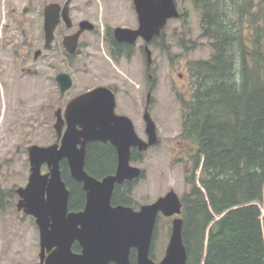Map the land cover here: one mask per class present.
<instances>
[{"label": "rangeland", "instance_id": "1", "mask_svg": "<svg viewBox=\"0 0 264 264\" xmlns=\"http://www.w3.org/2000/svg\"><path fill=\"white\" fill-rule=\"evenodd\" d=\"M53 2L64 4L66 0H0V188L10 193L28 183V148L56 143L55 111L59 107L64 109L70 100L98 85L116 87V113L128 116L137 134L147 140L143 115L148 85L145 84V60L140 52L142 42L138 41L133 59L116 63L110 59L106 33L107 29L116 27H138L133 1L73 0L74 25L90 20L96 25V32L85 35L80 53L67 62L62 39L70 32L62 26L51 49L35 61L34 53L44 50V8ZM176 2L180 14L186 13V18L169 21L163 41L150 45L154 87L149 113L157 127L159 142L144 152L140 160L132 162L144 172L133 193L137 209L154 203L171 190L179 197L188 190L189 173L185 161L180 163L178 150L182 147L193 152L191 145L179 139L183 103L192 94L189 64L209 60L212 51L208 40L200 37L199 12L188 1ZM28 66H37L39 77L20 80L19 76H25L22 68ZM60 72L69 73L73 78V87L63 99L59 98L58 89L54 91L52 83L54 75ZM187 151L183 158L188 160ZM47 172L44 166L42 173ZM17 199L7 197L5 208L0 210V264H36L39 259L37 255L32 256L34 249L27 244L29 238L25 234L18 237L19 220L26 218L17 213ZM172 220L160 217L157 222L152 247L155 262L164 257ZM4 241H10L8 249Z\"/></svg>", "mask_w": 264, "mask_h": 264}, {"label": "trees", "instance_id": "2", "mask_svg": "<svg viewBox=\"0 0 264 264\" xmlns=\"http://www.w3.org/2000/svg\"><path fill=\"white\" fill-rule=\"evenodd\" d=\"M185 1L199 12L200 37L212 51L209 60L189 64L192 94L183 103L179 135L193 147L181 197L187 264H264V0ZM109 37L113 57L134 53V46L122 48ZM163 38L164 30L152 45ZM116 163L110 144L89 143L90 174L113 173ZM61 170L70 209H82L81 183L71 178L66 162ZM136 183L117 185L112 204L135 207ZM7 197L0 188V210Z\"/></svg>", "mask_w": 264, "mask_h": 264}, {"label": "water", "instance_id": "3", "mask_svg": "<svg viewBox=\"0 0 264 264\" xmlns=\"http://www.w3.org/2000/svg\"><path fill=\"white\" fill-rule=\"evenodd\" d=\"M67 0L62 8L50 3L44 8L45 43L49 46L61 21L72 27ZM138 16V27H116L114 38L119 43L134 45L138 39L145 42L148 69L153 57L150 44L161 36L168 22L180 17L176 0H132ZM78 32L63 38V47L70 55L76 53L79 38L95 26L84 20ZM42 52L37 50L35 57ZM61 96L73 86L68 73L56 77ZM152 93L147 95L144 110L145 133L143 140L136 132L133 121L116 113V95L108 87L100 86L85 92L68 103L64 113H55L54 129L58 142L47 147L32 145L28 148L30 175L26 187L16 190L20 196L18 211L33 216L40 229L43 258L45 249H56L47 257L46 264H131L130 253L137 250L136 264H187L183 240V203L179 195L169 191L154 203L139 210L111 204L114 189L124 182L141 178L142 170L131 164L132 148L146 152L159 141L157 127L149 107ZM67 122V129L63 126ZM94 141L110 143L117 152L115 174L98 180L85 169L87 145ZM66 160L71 177L83 185L86 205L79 212L69 211L70 191L63 180L61 162ZM46 166L48 172L42 173ZM173 218L170 239L160 262L151 258L158 217ZM78 241L81 255L72 252Z\"/></svg>", "mask_w": 264, "mask_h": 264}, {"label": "flooded vegetation", "instance_id": "4", "mask_svg": "<svg viewBox=\"0 0 264 264\" xmlns=\"http://www.w3.org/2000/svg\"><path fill=\"white\" fill-rule=\"evenodd\" d=\"M67 1V0H66ZM53 3H58V2H53ZM66 3V2H65ZM65 3L64 4H61V3H59V4H61V6H62V8L64 7V5H65ZM136 12V11H135ZM70 17H71V6H70ZM72 19V18H71ZM137 20H138V16H137ZM82 21H84V20H82ZM82 21H80V22H82ZM87 21H89V22H91L94 26H95V29L94 30H92V31H89V30H86V31H84L82 34H81V36H80V38H79V45H78V48H77V51H76V53L75 54H73V55H70V54H68L67 52H66V50L64 49V47H63V54L65 55V57H66V61L67 62H71L75 57H77V55L80 53V51H81V47H82V42H83V40H84V38H85V35H87V34H91V33H95L96 32V30H97V28H96V25L94 24V22H92V21H90V20H87ZM80 22L77 24V26H75L74 25V22H73V20H72V27H68L67 26V24H66V22L65 21H63V19H61V21H60V23H59V25H58V27H57V29H56V31H55V35H56V32L58 31V29L60 28V27H62V26H64L65 27V29L68 31V32H70V33H68V34H66L65 36H67V35H72V34H74V33H76V32H78L79 31V29H80ZM115 29V28H114ZM114 29H107L106 30V33H107V40L110 38L109 37V34H111L112 35V37L114 38ZM43 32H44V50H40V49H38V50H40L42 53L40 54V56L39 57H35V53H34V59H35V61L37 60V59H39L40 57H43L44 56V53L46 52V51H49L50 49H51V46H52V43L54 42H52L49 46H47L46 45V43H45V31H44V24H43ZM64 36V37H65ZM63 37V38H64ZM54 40H55V38H54ZM114 40L116 41V39L114 38ZM138 41H141L142 42V44H141V46H140V52H141V54L143 55V58H144V60H145V65H146V71H145V84H146V86L148 85V93H152V91H153V87H154V81H153V76H152V73H151V68H150V70L148 69V66H147V62H146V55H145V42L143 41V39H138ZM138 41H137V43H138ZM117 42V41H116ZM119 45H122V48H127V45L128 46H130L129 44H126V43H119V42H117ZM137 43L136 44H134V45H131V46H134L135 48H134V53L132 54V55H127L126 54V52L125 51H122L121 53H119V55L117 56V57H113L112 56V52H111V48L109 47V56H110V59L113 61V62H116V63H118V62H121V61H130L131 59H133L132 57H133V55L135 54V50H136V45H137ZM152 44V43H151ZM150 44V45H151ZM62 46H63V39H62ZM125 50V49H124ZM29 64H30V62H29ZM22 73L25 75V76H19V79L21 80H23V79H25V78H29V79H31V78H33V77H36V76H38L39 77V71H38V67L37 66H34V67H31V66H28V67H25V68H22ZM60 73H62V72H60ZM63 73H66V72H63ZM59 74V73H58ZM58 74H55L54 75V77H53V79H52V83H53V87H54V91H56V89H58V91H59V98L60 99H63L64 97H65V95L67 94V92L69 91H67L63 96H61V94H60V90H59V87H58V83H57V80H56V77H57V75ZM69 74V73H68ZM72 77V76H71ZM72 80H73V78H72ZM2 84L0 83V86H1ZM4 85V84H3ZM100 86H104V87H108V88H110L114 93H115V95H116V103H117V90H116V87H114L113 85H98V86H96V87H94V88H97V87H100ZM73 87V86H72ZM94 88H92V89H94ZM92 89H90V90H92ZM71 90V89H70ZM90 90H87L86 92H88V91H90ZM148 93H147V95H148ZM83 94V93H82ZM79 95H81V94H79ZM78 95V96H79ZM77 97V96H76ZM152 100V99H151ZM70 102V101H69ZM68 102V103H69ZM152 102V101H151ZM68 103L65 105V107H64V109L62 108V107H59L58 109H61L62 110V112L64 113V110L66 109V107H67V105H68ZM146 104H147V100H146ZM116 108H117V105H116ZM146 108V107H145ZM57 109V110H58ZM56 110V111H57ZM145 110V109H144ZM56 111H55V113H56ZM55 113H54V117H55ZM55 124V123H54ZM54 126V125H53ZM67 129V122L64 124V126H63V131H65ZM146 141V140H145ZM56 142H58V139H57V141ZM95 142H100V141H95ZM159 142V141H158ZM101 143H103V142H101ZM104 144H110V143H104ZM158 144V143H157ZM156 144V145H157ZM89 145V144H88ZM88 145H87V147H88ZM111 145V144H110ZM112 146V145H111ZM113 147V146H112ZM154 147V146H153ZM114 148V147H113ZM181 149L180 150H178L179 151V160H181V162L180 163H182V161H185V163H186V165H185V169H186V171L187 172H189V171H191V166H190V162H189V159L187 160V159H185V158H183V153H186V149L185 148H182V147H180ZM114 150H115V153H116V160H117V152H116V149L114 148ZM175 151L177 152V149H175ZM188 152L189 151H187V154H188ZM135 154L136 155V157L138 158V160H140L141 159V157H142V154L144 153V152H139L138 151V149L137 148H132V154ZM132 154H131V164H132V162H135V161H132ZM137 160V161H138ZM63 162H66L67 163V161L66 160H63L62 162H61V166H62V164H63ZM67 165H68V163H67ZM68 168H69V166H68ZM85 169L87 170V166H86V164H85ZM116 169H117V163H116V166H115V169H114V172L113 173H107V174H104V175H101V176H99V177H95L94 175H92V174H90L89 173V171L87 170V172L90 174V175H92V176H94L95 178H97L98 180H102L104 177H106V176H109V175H112V174H115V172H116ZM69 172H70V170H69ZM144 175V172L142 171V175H141V177ZM70 176H71V174H70ZM72 178V177H71ZM73 179V178H72ZM140 179H142V178H140ZM74 180V179H73ZM138 181V180H137ZM66 183V182H65ZM125 183V182H124ZM123 183V184H124ZM82 185V184H81ZM122 185V184H121ZM68 188V187H67ZM82 188H83V185H82ZM116 188V187H115ZM115 190V189H114ZM83 191H84V189H83ZM10 193V192H9ZM84 193H85V191H84ZM114 193V192H113ZM11 194V196H12V198H13V196L14 197H17L18 199H17V203H16V209H17V213H18V215L21 217V218H26V219H20L19 220V223H20V225H19V229H18V233H19V236L18 237H21V235H23V234H25V236L26 237H28L29 238V240H28V246H30V247H32L34 250H33V253H32V256L33 257H35L36 255L38 256V259H39V261L36 263V264H46V259H47V257L56 249V247H53V248H51V249H45V252H44V255H43V258L41 257V255H42V246H41V235H40V229H39V227H38V225H37V223H36V219L33 217V216H31V215H28V214H26L23 210L22 211H18V202H19V200H20V196L16 193V191H15V193L13 192V193H10ZM69 199H70V197H69ZM159 199V198H158ZM111 204H112V201H111ZM85 205H86V193H85V204H84V207L82 208V209H79V210H71L70 209V207H69V211L70 212H79V211H82V210H84V208H85ZM113 205V204H112ZM146 205H148V204H146ZM113 206H117V205H113ZM125 206V205H124ZM141 206H143V205H141ZM140 206V207H141ZM130 207V206H129ZM139 207V208H140ZM133 209H135V210H139V208L137 209V208H135V207H132ZM160 217H164V216H159L158 217V220H159V218ZM170 219H173V218H170ZM31 229V230H30ZM3 235V234H2ZM0 241H1V233H0ZM2 242V241H1ZM6 242H7V244H6ZM2 244V243H1ZM0 244V245H1ZM3 244L5 245L6 244V248L8 249L9 248V244H10V241L8 242V241H4L3 242ZM72 252L74 253V254H76V255H81L82 254V252H83V249H82V247H81V245H80V243L78 242V241H75L73 244H72ZM30 252V251H29ZM133 253H135L136 254V263H137V250L136 249H132L131 250V253H130V260H131V255L133 254ZM2 261H3V256H2ZM32 264H35L34 262H32ZM110 264H115V263H110ZM132 264V263H131Z\"/></svg>", "mask_w": 264, "mask_h": 264}]
</instances>
